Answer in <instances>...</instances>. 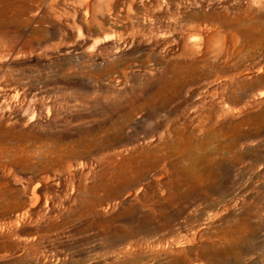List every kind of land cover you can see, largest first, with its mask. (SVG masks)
<instances>
[{"label":"rangeland","instance_id":"1","mask_svg":"<svg viewBox=\"0 0 264 264\" xmlns=\"http://www.w3.org/2000/svg\"><path fill=\"white\" fill-rule=\"evenodd\" d=\"M0 264H264V0H0Z\"/></svg>","mask_w":264,"mask_h":264}]
</instances>
